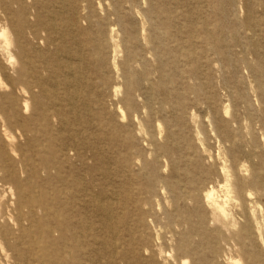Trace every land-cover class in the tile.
<instances>
[{
  "label": "bare ground",
  "instance_id": "bare-ground-1",
  "mask_svg": "<svg viewBox=\"0 0 264 264\" xmlns=\"http://www.w3.org/2000/svg\"><path fill=\"white\" fill-rule=\"evenodd\" d=\"M172 3L0 0V264H264L262 78L256 102L222 80L245 109L230 121L213 91L215 65L256 83L264 53L240 35L222 59L206 0ZM239 3L254 34L264 0ZM202 104L221 172L181 124Z\"/></svg>",
  "mask_w": 264,
  "mask_h": 264
},
{
  "label": "rangeland",
  "instance_id": "rangeland-1",
  "mask_svg": "<svg viewBox=\"0 0 264 264\" xmlns=\"http://www.w3.org/2000/svg\"><path fill=\"white\" fill-rule=\"evenodd\" d=\"M173 3L172 5L177 7V3H181L182 7H187L189 6L187 3H185L186 0H171ZM205 1V0H204ZM241 0H233L230 2L229 0H206L207 3V13L210 14L211 20H212V25L213 28L215 29V32L218 35L222 33V46H226L223 49H220V57L223 59V56L225 58H233L236 59V54L238 53L239 49H237L234 46L233 38L237 36V38L242 35L244 37L243 41L248 42V37H250L251 41H255L257 43L258 48L264 53V8L261 6L255 7V13L254 17L251 20L252 24H255L254 26V34L250 30H245V29H238V25L240 22H243V20L246 18L247 14V9L246 8H241L240 10V3ZM221 28L220 30H218ZM260 29V30H259ZM255 35V36H253ZM254 39V40H253ZM231 52L234 54V56L231 55V57L226 53V52ZM215 57V56H214ZM250 60V65H252L255 75L256 76V83L254 82L255 80L251 78L250 71L248 70H243L238 68L235 73L232 72L233 70L229 67L224 66L223 64L220 65H215V68L217 72L215 75L217 76L215 80V87L216 89L213 90L214 92L217 93V102L216 106H218V111L217 114L221 115V117L226 116V112L230 111V117L226 118L223 117V119L230 121L234 117H240L243 113L244 109V104L243 102H240V98L237 97L236 93H234L232 98L228 97L227 91L223 90L221 87V83L223 82V79H226L230 85H233V88H238L241 89L243 87H247V90H245V94H248L249 96L252 95L255 97V94L253 91H251V85H259V81L257 80L259 78V75L262 78V84L264 85V61L262 60H257L254 59L253 57H249ZM224 69L225 72H220V70ZM209 77H212L211 75H207ZM205 76V78H209ZM207 79H204V82H206ZM247 84V86H246ZM243 91V90H242ZM213 92H211L212 94ZM258 98V97H257ZM256 97L253 99L256 102ZM201 102H205L204 98L202 97ZM258 100V99H257ZM251 102V101H250ZM202 104V105H203ZM213 104V103H212ZM206 105H203L205 108ZM260 107V106H259ZM206 112L204 109H201L199 113L198 111H195L199 117L193 118V119H184L181 121V124L186 125V129L184 128V132L188 134V137L191 141V145L194 147H199L203 154L208 157H212L213 164L215 165V169L217 171H222L223 169L226 168V166H230L231 162L228 157V153L225 149V146L221 143L220 139L218 138L216 132L214 131V123L213 119L211 117L210 110H207L205 108ZM261 114L263 113L261 108L259 111ZM250 113V112H249ZM177 130V129H176ZM162 131V138L166 139L167 135L164 132L163 129ZM264 146V144H263ZM167 174V173H166ZM247 174V173H246ZM248 175H243V178L246 180H249ZM217 181L220 180V176L216 177ZM216 181V182H217ZM237 180L233 178V185H236ZM218 200L221 202L224 201V196L223 194L216 190ZM163 203H164V211L165 210H170V197L169 195H164L163 197ZM230 212H233V209H230ZM161 217V222H166V220L163 219L164 214L161 212L160 214ZM163 233L167 235V242H159V246L164 248V250H169V248L174 245L172 242L171 238V233L167 227L163 229ZM158 245L155 246V249L157 250L159 248ZM173 264H179L178 260H175V262H172Z\"/></svg>",
  "mask_w": 264,
  "mask_h": 264
},
{
  "label": "snow or ice",
  "instance_id": "snow-or-ice-1",
  "mask_svg": "<svg viewBox=\"0 0 264 264\" xmlns=\"http://www.w3.org/2000/svg\"><path fill=\"white\" fill-rule=\"evenodd\" d=\"M185 264H187V262H185Z\"/></svg>",
  "mask_w": 264,
  "mask_h": 264
}]
</instances>
